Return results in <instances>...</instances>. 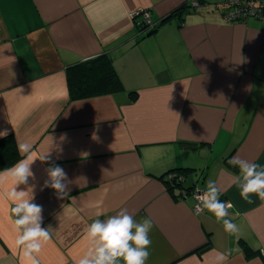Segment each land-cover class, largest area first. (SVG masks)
Listing matches in <instances>:
<instances>
[{
  "label": "crops",
  "instance_id": "1",
  "mask_svg": "<svg viewBox=\"0 0 264 264\" xmlns=\"http://www.w3.org/2000/svg\"><path fill=\"white\" fill-rule=\"evenodd\" d=\"M199 1L0 0V132L48 155L29 179L52 235L40 264H77L88 225L123 208L154 222L147 264H215L229 252L225 264H264V201L241 198L228 163L264 166V13L226 21L213 7L223 0ZM145 11L158 26L142 34ZM102 52L125 89L69 100L66 66ZM54 165L71 181L64 198L44 186ZM183 166L185 186L217 183L238 235L195 211L192 195L171 194L160 175ZM13 186L0 184V264H22Z\"/></svg>",
  "mask_w": 264,
  "mask_h": 264
},
{
  "label": "clouds",
  "instance_id": "2",
  "mask_svg": "<svg viewBox=\"0 0 264 264\" xmlns=\"http://www.w3.org/2000/svg\"><path fill=\"white\" fill-rule=\"evenodd\" d=\"M8 135L7 130L0 132V138ZM18 148L24 159L19 160L11 168L0 173V184L9 177L13 181V188L7 193L13 202L11 211L14 216V224L18 232L16 244L22 252V264H40V254L45 245L52 239L49 228L42 227L43 208L34 202V185L29 184V179H35L32 165L37 159L47 161L48 155L34 158L30 143H19ZM228 163L240 170V178L237 186L240 196L248 203H252L251 197L257 196L264 201V166L234 156ZM49 179L45 181V187H51L57 193L58 198L67 196V189L71 181L68 180L64 169L58 165L47 169ZM20 185L27 190H17ZM221 189L213 180L207 183L206 191L195 196L199 201L196 205L198 211L205 209L211 212L217 222H222L224 230L229 235H238L240 229L229 218L231 203L222 201ZM153 220L143 218L137 221L127 208L121 209L116 215L106 220L96 219L86 229L85 238L89 241V247L77 264H147L151 255L152 240L151 230ZM229 253H220L215 257V264H225Z\"/></svg>",
  "mask_w": 264,
  "mask_h": 264
},
{
  "label": "trees",
  "instance_id": "3",
  "mask_svg": "<svg viewBox=\"0 0 264 264\" xmlns=\"http://www.w3.org/2000/svg\"><path fill=\"white\" fill-rule=\"evenodd\" d=\"M186 3L177 7L172 11L178 12L181 17V10ZM187 6H189L187 4ZM169 13L163 20L171 16ZM137 25L142 34L151 33L156 30L158 23L149 24L145 19L137 21ZM65 74L67 78L69 100L87 98L97 94L111 93L125 89L121 77L112 61L111 56L107 52L99 53L95 56L73 62L66 66ZM130 95L134 96L136 91H130ZM21 156L18 148V142L13 133H8L6 137L0 138V170L6 169L13 165ZM175 171V172H173ZM189 171V167H180L169 169L165 174L160 175L164 178L173 196L188 195L193 186H185V174ZM173 172V173H172ZM179 188V190H175ZM199 248V247H198ZM197 248V249H198Z\"/></svg>",
  "mask_w": 264,
  "mask_h": 264
},
{
  "label": "built area",
  "instance_id": "4",
  "mask_svg": "<svg viewBox=\"0 0 264 264\" xmlns=\"http://www.w3.org/2000/svg\"><path fill=\"white\" fill-rule=\"evenodd\" d=\"M191 8L200 6L202 3L199 0H189ZM214 9L221 12L226 21H245L251 16L261 17L264 13V0H223L213 5ZM143 19L149 24H154L148 11L143 14ZM200 188H192L188 194L195 199L194 210L199 212L196 205L199 201L195 198L196 195L203 193ZM264 254V250H263Z\"/></svg>",
  "mask_w": 264,
  "mask_h": 264
},
{
  "label": "water",
  "instance_id": "5",
  "mask_svg": "<svg viewBox=\"0 0 264 264\" xmlns=\"http://www.w3.org/2000/svg\"><path fill=\"white\" fill-rule=\"evenodd\" d=\"M181 179L184 180L185 178L183 176H181Z\"/></svg>",
  "mask_w": 264,
  "mask_h": 264
}]
</instances>
